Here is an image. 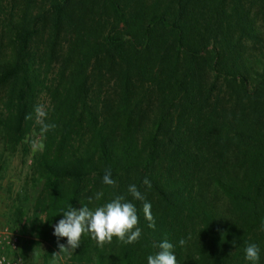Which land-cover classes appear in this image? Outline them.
<instances>
[{"label":"trees","instance_id":"obj_1","mask_svg":"<svg viewBox=\"0 0 264 264\" xmlns=\"http://www.w3.org/2000/svg\"><path fill=\"white\" fill-rule=\"evenodd\" d=\"M37 136L35 195L16 209L34 264H147L163 240L177 264H252L253 243L264 264V0H0V137L27 153ZM116 195L139 241L85 234L54 262L62 211Z\"/></svg>","mask_w":264,"mask_h":264},{"label":"clouds","instance_id":"obj_2","mask_svg":"<svg viewBox=\"0 0 264 264\" xmlns=\"http://www.w3.org/2000/svg\"><path fill=\"white\" fill-rule=\"evenodd\" d=\"M35 123L38 124L43 133L54 130L56 125L48 123V112L44 105L39 104L34 108ZM25 119H33L32 114L26 115ZM33 151H43L42 143H33ZM105 185L115 187L116 181L112 179L111 169H107L103 176ZM143 183L151 187V182L145 178ZM128 193L134 200H144V196L138 190L135 184L129 185ZM103 192L96 193L95 199L100 200ZM92 200V197H89ZM63 218L54 225L53 235L59 241L66 238L67 243H58L59 252L53 253L54 262L59 253H67L69 256L80 247L82 237L90 234L91 238L97 242L99 247L110 244L113 238L124 244H133L141 238L142 231L139 227L138 210L134 203L128 201L124 195H116L110 202L90 209L88 206L80 208L70 207L62 211ZM143 213L150 222L149 227H155L154 217L151 213V204H143ZM43 219L42 221H46ZM183 246L184 239L179 241ZM159 251L154 255L147 257V264H177V258L173 251V244L168 240H163L157 245ZM246 259L252 264H257L260 259V249L256 244H249L246 249ZM22 264V262H21Z\"/></svg>","mask_w":264,"mask_h":264},{"label":"rangeland","instance_id":"obj_3","mask_svg":"<svg viewBox=\"0 0 264 264\" xmlns=\"http://www.w3.org/2000/svg\"><path fill=\"white\" fill-rule=\"evenodd\" d=\"M33 143H41L39 136L35 137L28 145L29 151L18 148L4 150L3 141L0 137V225L8 226L14 233L19 243L16 248L0 246V253H5L9 258L16 256L21 258L20 264H34L38 262V256L30 246L26 245L29 235L21 233L22 224L16 219V209L22 206L29 213V199L34 197L35 192L29 184L31 174V162L33 155L39 150L33 151ZM34 262V263H33Z\"/></svg>","mask_w":264,"mask_h":264},{"label":"built area","instance_id":"obj_4","mask_svg":"<svg viewBox=\"0 0 264 264\" xmlns=\"http://www.w3.org/2000/svg\"><path fill=\"white\" fill-rule=\"evenodd\" d=\"M18 237L11 232L10 228L5 225H0V246L16 248L18 246ZM21 258L16 256L9 258L7 254L0 253V264H20Z\"/></svg>","mask_w":264,"mask_h":264}]
</instances>
